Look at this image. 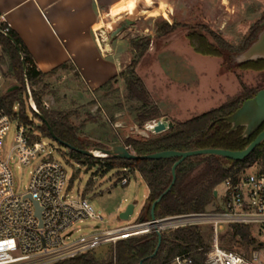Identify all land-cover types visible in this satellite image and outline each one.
Segmentation results:
<instances>
[{"label":"rangeland","instance_id":"obj_1","mask_svg":"<svg viewBox=\"0 0 264 264\" xmlns=\"http://www.w3.org/2000/svg\"><path fill=\"white\" fill-rule=\"evenodd\" d=\"M140 1L145 3V0ZM154 1L164 6L161 15L150 16L154 10L150 8L146 14L136 12L127 15L119 22L113 20V27L109 28L107 25L105 28L106 31L108 29L107 43L112 44L116 52L130 55L131 60L128 65L133 59H139L137 73L143 78L149 91V106H144L129 98L126 83L122 78L104 90L93 93L83 86L73 74L62 69L34 87L28 86L31 92L35 90L41 96L48 110L73 111L75 115L70 121L81 136L104 145L103 147L93 146L89 150L97 147L109 148L104 142L124 141L129 136L148 137L152 135L153 133L147 129V126L153 124V121L147 122L143 128L138 124V116L147 114L152 106H157L159 109L161 106L180 122H184L218 108L239 95L243 91L242 81L249 87L264 89V71L229 68L222 58L204 56L195 52L187 38L189 31L204 32L203 27L209 26L212 30L221 33L229 43L240 50L250 35L252 27L264 15V0ZM168 9L171 11L170 16ZM161 19H165L170 24L178 23V28L170 35H162L158 32L157 26V21ZM123 26V31L113 36V33ZM147 38L152 40L151 47L140 58L139 53L132 48V42L143 39L145 41ZM14 87L19 89L21 84L12 69L9 53L0 45V96L12 92L11 89ZM160 112L162 113L161 110ZM29 115L35 121V125H41L40 120L32 113ZM15 126L16 123H13L6 138L7 150L14 145ZM46 141L50 144L48 151L68 164L69 176L74 180V194L79 192L83 194L104 218V221L100 223L97 221L78 223L75 233L69 239L70 242L94 230L141 224L137 221L149 189L140 172L129 169V172L123 170L118 173L119 170H113L105 174L104 162L96 160L95 165H92L86 157L78 161L71 155L68 147L48 137ZM98 155L103 154L98 153ZM256 170L258 166L250 169L249 172ZM32 171L33 166H16L20 191L28 190ZM127 174H129L130 183L122 185L120 179ZM216 190L219 192V197H215L216 201L208 208L209 211L223 204L225 190L223 183ZM130 204L135 205L134 214L129 220L121 219L122 212ZM197 221V219H187L179 223L190 225ZM176 224L177 222L173 220L166 222L165 226L168 227L166 230ZM200 226L208 243L211 244L212 232L209 224H200ZM251 228L252 234L263 244L264 234L259 227L252 226ZM144 229L151 228L146 225ZM228 231L229 227H225L220 235V244L224 248L227 247L222 244L221 239H225L226 243L231 241ZM110 236L112 235L107 237ZM111 249V245L101 246L95 251V255L100 260H109ZM230 250L246 257H250L253 251L260 250L264 259V246L248 248L245 245L235 244ZM66 259L63 258V260ZM55 263L57 262L52 264Z\"/></svg>","mask_w":264,"mask_h":264},{"label":"trees","instance_id":"obj_2","mask_svg":"<svg viewBox=\"0 0 264 264\" xmlns=\"http://www.w3.org/2000/svg\"><path fill=\"white\" fill-rule=\"evenodd\" d=\"M5 25V23H0V27ZM157 26L158 32L162 35H170L178 28V23L170 24L165 19H161L157 21ZM263 29L264 15L252 27L250 35L240 50L229 43L221 33L212 30L209 26L203 27L204 32L189 31L187 38L198 54L222 58L227 67L236 70L262 72L264 71V59L237 63L234 61V57L248 49L257 40ZM151 44L150 38L145 41L144 39L136 40L132 42V48L142 58L149 51ZM0 45L9 53L12 69L21 84L19 89L0 96V110L9 115L18 116L27 125H35V121L29 115L32 113L41 122L37 129L44 137L52 139L48 125L41 119V115H43L54 130L60 144L68 147L74 158L81 161L82 157H86L92 165H95L96 160L104 162L105 174L113 170H119L118 173H120L129 169L140 172L150 192L139 222H151L152 205L171 184L173 180L172 168L178 159L128 160L113 157H88L82 154L81 150H89L93 146L103 147L104 145L81 136V133L70 121L75 115L73 111L48 110L41 96L35 90H32V98L39 112H36L29 103L28 86L34 87L45 78L54 75L59 69H66L68 65H62L47 73L39 70L23 40L12 29L7 35L0 32ZM138 64L139 59H133L119 77L124 79L131 100L149 106L150 94L143 78L137 73ZM117 80V77L113 78L100 87L97 92L111 86ZM242 85L243 91L239 95L218 108L184 122L174 121L175 126L161 134H152L148 137L129 136L123 142L131 153L139 156L169 150L182 152L200 149L244 150L264 130V124L250 138H245L243 136L244 127L232 131V126L224 118L232 115L246 100L253 98L263 88L249 87L243 81ZM163 117L159 107L152 106L147 114L138 116V124L143 128L147 122L158 121ZM256 166L264 172V143L242 161L215 155H198L186 159L177 168V180L172 190L156 207L157 219L208 212V208L216 201L214 192L219 185L227 178L237 180L241 173ZM73 185L74 180L72 179L70 188ZM228 236L231 237L230 243L221 239L222 244L229 248H226L227 250L232 249L235 244L245 245L248 248L264 246V243L259 242L252 234L251 226L231 225ZM159 241L158 232L152 229L142 235L121 239L115 244H107L112 247L109 260H100L95 255L97 248L55 264H141L142 261H144L143 264H173L175 258L182 255L192 257L195 264H206L207 254L211 249V244L208 243L200 225H187L163 231L161 245L157 254L154 255Z\"/></svg>","mask_w":264,"mask_h":264},{"label":"built area","instance_id":"obj_3","mask_svg":"<svg viewBox=\"0 0 264 264\" xmlns=\"http://www.w3.org/2000/svg\"><path fill=\"white\" fill-rule=\"evenodd\" d=\"M4 20L5 17L0 14V23L6 24L0 27V32L7 35L11 27ZM28 96L32 108L39 112L29 87ZM13 123H16L15 141L7 150L6 138ZM46 138L37 125H27L18 116L0 110V264H52L152 230L151 222L134 224L94 230L70 242L78 223H100L104 218L83 194H74V185L70 188L72 178L68 173V164L48 151L50 144ZM17 165L33 166L26 192L18 188ZM120 182L128 185L129 174L123 176ZM223 185L222 205L202 214L160 219L159 231L187 226L179 221L197 219L195 224L190 225L209 224L212 232L206 264H264L260 250L246 257L220 244L224 228L234 224L257 226L264 234V172L258 169L251 173L248 170L241 173L237 180L227 178ZM35 202L42 209L41 218L37 215ZM170 220L177 224L166 230L168 227L165 224ZM146 225L151 229H144ZM174 263L195 264L188 255L176 257Z\"/></svg>","mask_w":264,"mask_h":264},{"label":"crops","instance_id":"obj_4","mask_svg":"<svg viewBox=\"0 0 264 264\" xmlns=\"http://www.w3.org/2000/svg\"><path fill=\"white\" fill-rule=\"evenodd\" d=\"M138 1L0 0V14L23 40L39 70L47 73L68 65L63 70L94 93L113 78L119 79L131 60L129 54L116 52L107 43L105 28L108 21L119 22L136 12L146 14L150 7L138 9ZM160 110L164 117L180 122L161 106Z\"/></svg>","mask_w":264,"mask_h":264},{"label":"water","instance_id":"obj_5","mask_svg":"<svg viewBox=\"0 0 264 264\" xmlns=\"http://www.w3.org/2000/svg\"><path fill=\"white\" fill-rule=\"evenodd\" d=\"M124 26L117 29L113 33V36L118 35L122 32ZM258 59H264V29L259 33L257 40L251 44V46L245 51L239 53L234 57V61L237 63H244L249 61H254ZM18 87H14L11 90H16ZM41 119L44 123H46L49 127L50 134L52 139L59 142L54 130L48 124L47 120L43 115H41ZM224 120L229 123L232 128V131L237 130L240 127H244L243 136L245 138H250L253 133H255L263 124H264V89H261L253 98L246 100L239 109H237L232 115L224 118ZM175 126L174 122L171 121L168 117H163L158 120L151 128L147 126V129L151 131L153 134H161L172 129ZM60 143V142H59ZM109 148H94L92 150H81V153L88 157H113L119 159H128V160H160V159H169V158H177L178 160L175 162L172 168L173 180L169 187L162 193V195L153 203L151 210V228H154L159 236L160 241L158 248L154 255L157 254L158 249L161 245L162 240V232L159 231V226L162 224L156 217V207L161 202V200L172 190L173 186L177 180V168L180 164H182L186 159L198 156V155H215L221 156L234 161H242L249 157L256 148H258L261 144L264 143V130L252 141L248 147L241 151H232L226 149H200V150H192V151H162L149 155H135L131 153L128 147L124 144L123 141L116 142H104ZM101 153L103 155H98ZM215 197H218V191L214 192ZM37 207V215L41 218L42 209L39 206L38 202H35ZM135 205L130 204L127 209L122 212L121 219L129 220L130 217L134 214ZM144 261L141 262L143 264Z\"/></svg>","mask_w":264,"mask_h":264},{"label":"bare ground","instance_id":"obj_6","mask_svg":"<svg viewBox=\"0 0 264 264\" xmlns=\"http://www.w3.org/2000/svg\"><path fill=\"white\" fill-rule=\"evenodd\" d=\"M147 6L150 7V8H154V10L150 14V16H158V15H161V10L164 8L163 5L158 4L154 0H145V3H142L140 0L138 1V4H137V8L138 9H141V8L147 7ZM107 25L109 26V28H112L113 27V22H109ZM148 127L151 128L152 125H148ZM116 235H118V234H116Z\"/></svg>","mask_w":264,"mask_h":264}]
</instances>
